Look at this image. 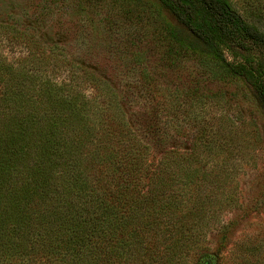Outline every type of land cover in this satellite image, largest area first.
Listing matches in <instances>:
<instances>
[{"label":"trees","instance_id":"trees-1","mask_svg":"<svg viewBox=\"0 0 264 264\" xmlns=\"http://www.w3.org/2000/svg\"><path fill=\"white\" fill-rule=\"evenodd\" d=\"M153 2L166 18L165 60L208 59L264 105V31L231 0ZM246 2L264 14V0ZM28 26L0 21V264H182L221 214L223 186L198 178L194 163L224 140L225 123L214 129L209 118L188 149L161 148L154 160L152 147L174 136L169 130L184 136L186 119L169 117L184 109L179 95L169 100L143 81L137 91L150 112L141 131L92 65L45 46ZM5 46L24 54L8 59ZM263 246L239 244L241 264H264L253 261Z\"/></svg>","mask_w":264,"mask_h":264},{"label":"rangeland","instance_id":"rangeland-1","mask_svg":"<svg viewBox=\"0 0 264 264\" xmlns=\"http://www.w3.org/2000/svg\"><path fill=\"white\" fill-rule=\"evenodd\" d=\"M246 1L231 0L246 21L264 31V14L257 17V6ZM164 17L153 0H0V21L19 19L45 46L56 44L71 58L92 65L127 102L126 115L140 130L150 112L137 91L143 81L146 87L155 83L169 100L179 95L184 109L169 110V117L176 113L186 119L184 136L169 130L174 136L153 145L154 160L161 148L188 149L203 127L208 131L209 118L213 128V122L225 123L224 140H214L212 151L201 153L194 163L198 178L212 176L223 186L216 194L221 214L190 244L193 251L182 264H241L238 245L264 241V105L246 81L223 78L208 59L175 54L173 63L165 60ZM1 51L13 61L24 54L20 47ZM226 57L233 61L227 52ZM143 69L149 79L141 75ZM159 98L152 100L156 107ZM199 103L206 113L200 110L194 117ZM263 252L253 261L263 262Z\"/></svg>","mask_w":264,"mask_h":264}]
</instances>
